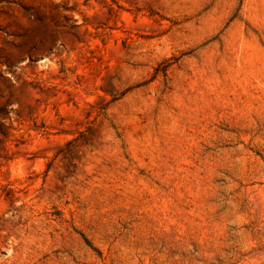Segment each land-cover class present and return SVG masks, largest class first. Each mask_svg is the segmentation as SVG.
<instances>
[{
    "label": "rangeland",
    "instance_id": "obj_1",
    "mask_svg": "<svg viewBox=\"0 0 264 264\" xmlns=\"http://www.w3.org/2000/svg\"><path fill=\"white\" fill-rule=\"evenodd\" d=\"M0 264H264V0H0Z\"/></svg>",
    "mask_w": 264,
    "mask_h": 264
}]
</instances>
